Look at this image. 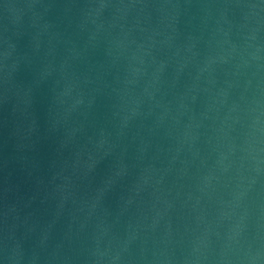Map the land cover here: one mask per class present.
Returning a JSON list of instances; mask_svg holds the SVG:
<instances>
[{"label": "water", "instance_id": "95a60500", "mask_svg": "<svg viewBox=\"0 0 264 264\" xmlns=\"http://www.w3.org/2000/svg\"><path fill=\"white\" fill-rule=\"evenodd\" d=\"M0 264H264V0H0Z\"/></svg>", "mask_w": 264, "mask_h": 264}]
</instances>
